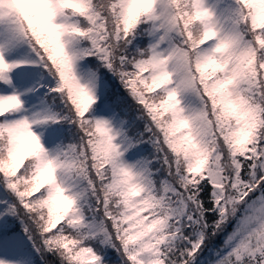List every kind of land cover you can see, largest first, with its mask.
<instances>
[{
	"label": "snow or ice",
	"instance_id": "obj_1",
	"mask_svg": "<svg viewBox=\"0 0 264 264\" xmlns=\"http://www.w3.org/2000/svg\"><path fill=\"white\" fill-rule=\"evenodd\" d=\"M0 264H264V0H0Z\"/></svg>",
	"mask_w": 264,
	"mask_h": 264
},
{
	"label": "rangeland",
	"instance_id": "obj_2",
	"mask_svg": "<svg viewBox=\"0 0 264 264\" xmlns=\"http://www.w3.org/2000/svg\"><path fill=\"white\" fill-rule=\"evenodd\" d=\"M122 95H123V93H121ZM19 226H17V228H18ZM231 229V226H229V230ZM109 255L113 258V259H115V253H109Z\"/></svg>",
	"mask_w": 264,
	"mask_h": 264
},
{
	"label": "trees",
	"instance_id": "obj_3",
	"mask_svg": "<svg viewBox=\"0 0 264 264\" xmlns=\"http://www.w3.org/2000/svg\"><path fill=\"white\" fill-rule=\"evenodd\" d=\"M17 226H18V225H17ZM230 230H231V229H230ZM217 243L219 244V243H220V240H218V241H217ZM48 259H49V260H51L52 258H51V257H49Z\"/></svg>",
	"mask_w": 264,
	"mask_h": 264
}]
</instances>
